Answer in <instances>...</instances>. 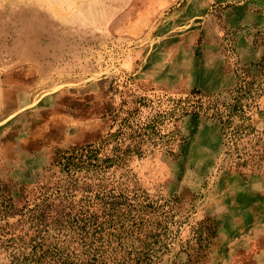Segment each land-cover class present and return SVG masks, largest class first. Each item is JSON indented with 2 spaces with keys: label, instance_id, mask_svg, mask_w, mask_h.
Returning <instances> with one entry per match:
<instances>
[{
  "label": "rangeland",
  "instance_id": "374dc122",
  "mask_svg": "<svg viewBox=\"0 0 264 264\" xmlns=\"http://www.w3.org/2000/svg\"><path fill=\"white\" fill-rule=\"evenodd\" d=\"M258 29L264 0H0V264L30 252L20 211L59 174L58 153L102 146L127 117L102 156L129 152L100 177L166 207L159 264H264V95L226 123L170 112L192 91L234 104ZM159 114L152 138H130ZM98 182L80 178L76 198Z\"/></svg>",
  "mask_w": 264,
  "mask_h": 264
},
{
  "label": "trees",
  "instance_id": "16d2710c",
  "mask_svg": "<svg viewBox=\"0 0 264 264\" xmlns=\"http://www.w3.org/2000/svg\"><path fill=\"white\" fill-rule=\"evenodd\" d=\"M250 39L252 62L235 72L234 104H227L218 95L192 91L185 98H174L170 112L187 115L201 111L222 122L227 114L226 123L235 113L245 112L246 106L264 95V30L258 29ZM160 115L137 124L131 133L134 136L130 138H152ZM126 119L122 120L116 133L110 134L111 140L125 135L123 130L127 123L128 128L132 127L129 118ZM111 140L105 142L108 144ZM106 143L102 146L88 144L58 153L53 166L58 168L59 174H54L55 179L40 192L36 201L20 211L24 218L19 221L29 223L35 234L30 238V252L23 253V257L18 255L16 246L12 247L16 251L12 264H159L174 239L167 221L168 210L146 192L128 193L118 185L104 184L100 176L116 164L120 165L129 152L117 144L113 156H102ZM92 174L99 179L98 190L89 194L91 188L85 187L82 190L86 194L76 198L77 191L81 190L78 180ZM55 199L59 200L60 208H55ZM7 212L0 208V221ZM13 214L16 212L12 204ZM52 224L68 227L72 236L54 238L48 232ZM15 240L12 233V245Z\"/></svg>",
  "mask_w": 264,
  "mask_h": 264
},
{
  "label": "crops",
  "instance_id": "0c3cea01",
  "mask_svg": "<svg viewBox=\"0 0 264 264\" xmlns=\"http://www.w3.org/2000/svg\"><path fill=\"white\" fill-rule=\"evenodd\" d=\"M256 229H254L255 231ZM258 257H264V250H262L260 253H258Z\"/></svg>",
  "mask_w": 264,
  "mask_h": 264
}]
</instances>
